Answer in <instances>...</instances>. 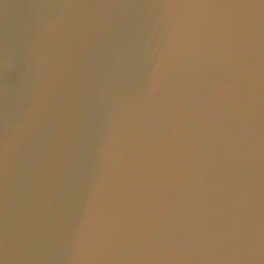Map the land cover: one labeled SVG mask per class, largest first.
<instances>
[{
    "label": "clouds",
    "instance_id": "obj_1",
    "mask_svg": "<svg viewBox=\"0 0 264 264\" xmlns=\"http://www.w3.org/2000/svg\"><path fill=\"white\" fill-rule=\"evenodd\" d=\"M0 264H264V0H0Z\"/></svg>",
    "mask_w": 264,
    "mask_h": 264
}]
</instances>
